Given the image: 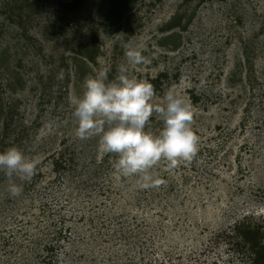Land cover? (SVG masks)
<instances>
[{
    "label": "rangeland",
    "instance_id": "374dc122",
    "mask_svg": "<svg viewBox=\"0 0 264 264\" xmlns=\"http://www.w3.org/2000/svg\"><path fill=\"white\" fill-rule=\"evenodd\" d=\"M42 8L23 24L0 15V151L41 161L19 197L0 172V264H264V0ZM126 43L151 61L129 71L156 101L169 89L190 100L200 135L191 163L162 161L152 174L164 183L144 190L136 176L115 178L118 157L98 137H76L69 104L94 69L118 74Z\"/></svg>",
    "mask_w": 264,
    "mask_h": 264
},
{
    "label": "clouds",
    "instance_id": "9594fccd",
    "mask_svg": "<svg viewBox=\"0 0 264 264\" xmlns=\"http://www.w3.org/2000/svg\"><path fill=\"white\" fill-rule=\"evenodd\" d=\"M122 47L127 64L118 66L113 79H109V69L101 66L85 77L81 95L69 97L77 121L75 135L80 140L98 137L100 152L117 155V180L136 176L141 190L156 188L164 180L154 176L152 169L162 161L170 168L181 162L191 163L199 152L195 109L174 89L166 92L163 101H156L154 86L132 74L128 67L151 62L144 55L146 48L131 43ZM57 79H64L63 71ZM153 116L163 125L156 131L150 126ZM40 163L38 157L29 158L19 146L0 151V172L9 180L10 197L23 193V182L32 180Z\"/></svg>",
    "mask_w": 264,
    "mask_h": 264
},
{
    "label": "trees",
    "instance_id": "16d2710c",
    "mask_svg": "<svg viewBox=\"0 0 264 264\" xmlns=\"http://www.w3.org/2000/svg\"><path fill=\"white\" fill-rule=\"evenodd\" d=\"M44 1L45 0H14V7L12 6L13 7L12 8L8 6L9 9H5V10L0 8V15L7 13L6 17L11 23L23 24L22 20L25 16H27L28 18L30 17L31 19L33 16L32 13H41L43 11L42 3ZM68 6H74V4L71 2L70 5L68 4ZM30 10H32V12H30ZM172 21L173 20L171 19L162 29L170 30L174 28V26L178 25V24H172L173 23ZM85 56L90 60L95 59V54L94 52L91 51L89 52L85 51Z\"/></svg>",
    "mask_w": 264,
    "mask_h": 264
}]
</instances>
